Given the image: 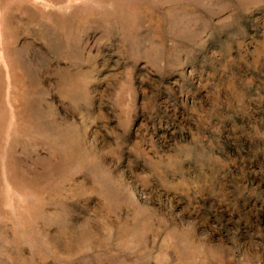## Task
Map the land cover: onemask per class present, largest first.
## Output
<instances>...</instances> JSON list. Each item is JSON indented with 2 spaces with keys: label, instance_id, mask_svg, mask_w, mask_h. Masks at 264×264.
Listing matches in <instances>:
<instances>
[{
  "label": "rangeland",
  "instance_id": "1",
  "mask_svg": "<svg viewBox=\"0 0 264 264\" xmlns=\"http://www.w3.org/2000/svg\"><path fill=\"white\" fill-rule=\"evenodd\" d=\"M0 264H264V0H0Z\"/></svg>",
  "mask_w": 264,
  "mask_h": 264
}]
</instances>
